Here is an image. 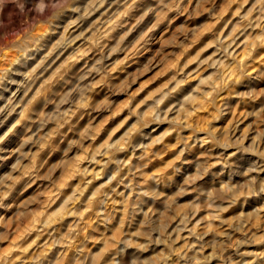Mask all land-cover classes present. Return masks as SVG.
Masks as SVG:
<instances>
[{"label": "rangeland", "instance_id": "1", "mask_svg": "<svg viewBox=\"0 0 264 264\" xmlns=\"http://www.w3.org/2000/svg\"><path fill=\"white\" fill-rule=\"evenodd\" d=\"M0 6V264H264V0Z\"/></svg>", "mask_w": 264, "mask_h": 264}, {"label": "bare ground", "instance_id": "2", "mask_svg": "<svg viewBox=\"0 0 264 264\" xmlns=\"http://www.w3.org/2000/svg\"><path fill=\"white\" fill-rule=\"evenodd\" d=\"M4 6V5H3ZM1 7V6H0ZM4 8H6L5 6H4ZM8 8V7H7ZM8 10V9H7ZM11 10V9H10ZM3 11V10H2ZM1 12V11H0ZM7 12H10L9 10L7 11ZM89 13V12H88ZM87 13V14H88ZM8 14V13H7ZM7 14L5 13V11L4 12H2V14L1 15H3L4 16V18L5 17H7ZM6 15V16H5ZM76 24H77V22H76ZM78 31V30H77ZM80 31V30H79ZM70 32V31H69ZM77 33V32H76ZM52 35V34H51ZM67 35V34H66ZM70 35V34H69ZM74 35H75V33H74ZM48 37H49V35H48ZM48 37H46V38H48ZM51 37V36H50ZM70 37H72V36H70ZM69 37V38H70ZM46 38H45V40H46ZM58 38V37H57ZM65 40V39H64ZM71 41V40H70ZM43 42V41H42ZM44 43V42H43ZM103 43V42H102ZM65 44V43H64ZM87 44V43H86ZM39 45H40V42H39ZM62 45V44H61ZM67 45H68V43H67ZM71 45V44H70ZM78 45V44H77ZM77 45H74V46H77ZM33 46V45H32ZM35 46V45H34ZM81 46V45H80ZM85 46V45H84ZM41 47V46H40ZM48 48H49V46H48ZM64 48V47H63ZM45 49V48H44ZM61 49V48H60ZM74 49V48H73ZM55 50V49H54ZM85 49H84V47L82 46V47H80V48H78L77 47V49H76V51L75 52H73V51H71V56H73L74 58V60H77V61H79V59L81 58V57H83V56H81V52L82 51H84ZM32 51H34V48H33V50ZM43 51V50H42ZM56 51V50H55ZM229 51V50H228ZM22 52V51H21ZM57 52V51H56ZM58 52H59V49H58ZM234 51L232 50V51H230V53H233ZM18 55V54H17ZM33 55V54H32ZM37 55V54H36ZM16 56V55H15ZM38 56V55H37ZM39 56H41V55H39ZM55 56H56V54H55ZM62 56V55H61ZM91 56V55H90ZM15 58V57H14ZM42 58V57H41ZM35 59H36V57H35ZM40 59V58H39ZM11 59H9V61H10ZM29 62V61H28ZM27 62V63H28ZM39 62V61H38ZM41 62V61H40ZM223 62V61H222ZM12 63V62H11ZM11 63H9L8 64V62H7V65H11ZM26 63V64H27ZM25 64V63H24ZM68 65V64H67ZM82 65V64H81ZM225 65V64H224ZM223 65V66H224ZM79 66H80V63H79ZM78 66V67H79ZM28 67V66H27ZM76 67V66H75ZM77 67V68H78ZM19 69V68H18ZM11 70V67H9V66H7L6 68H3V69H1V71H3L1 74H0V78H4L5 76H6V74L9 72ZM74 70V69H73ZM77 70V69H76ZM19 71H20V69H19ZM17 72V71H16ZM72 73H74V72H72ZM10 75H12V74H10ZM13 76V75H12ZM14 79V78H13ZM6 81V80H5ZM4 81V82H5ZM9 84V83H8ZM11 86V85H10ZM7 87V86H6ZM0 94H2V89H1V92H0ZM220 96V95H219ZM12 97V96H11ZM6 98V97H5ZM226 102V101H225ZM222 103H224V102H222ZM227 103V102H226ZM225 103V104H226ZM214 112V111H213ZM0 113H1V111H0ZM196 139V138H195ZM201 142H202V140H201ZM2 148V147H1ZM118 159V158H117ZM116 159V160H117ZM139 161V160H138ZM140 163V162H139ZM78 165V164H77ZM87 170V169H86ZM154 177V176H153ZM144 181V180H143ZM139 183H137V185H138ZM226 184V183H225ZM228 184V183H227ZM130 186V185H129ZM226 187L227 186H229V185H225ZM224 186V187H225ZM230 187V186H229ZM138 188V187H137ZM145 189V188H144ZM147 191H148V189H147ZM106 192V191H105ZM119 192V191H118ZM146 192V191H145ZM122 193V192H121ZM94 194V193H93ZM148 194H149V192H148ZM127 195V194H126ZM150 195V194H149ZM67 196V195H66ZM111 196V195H110ZM131 198V197H130ZM149 198V197H148ZM111 199V198H110ZM109 199V200H110ZM115 199V198H114ZM146 199V198H145ZM112 200H113V197H112ZM122 200V199H121ZM103 201H104V198H103ZM123 201V200H122ZM124 202V201H123ZM146 202H148V201H146ZM145 202V203H146ZM133 203V202H132ZM139 204V203H138ZM120 205V204H119ZM141 205H139V207H140ZM123 207V206H122ZM108 208V207H107ZM115 208V207H114ZM119 208V207H118ZM96 209V208H95ZM120 209V208H119ZM131 209V208H130ZM136 209V208H135ZM100 210V209H99ZM107 213V212H106ZM109 215V214H108ZM108 215H107V218H108ZM121 215V214H120ZM89 218V217H88ZM121 224V223H120ZM114 234V233H113ZM117 234H118V232H117ZM108 240H109V238H107ZM108 240L106 241V242H108ZM117 241V240H116ZM120 241V240H119ZM109 242H111L110 240H109ZM112 245V244H111ZM109 250V249H108ZM115 250V249H114ZM110 251V250H109ZM110 253V252H109ZM107 255H108V253H107ZM109 256V255H108ZM103 258H105V257H103ZM94 260V259H93ZM89 261V260H88ZM263 262V261H262ZM72 263H73V261H72ZM109 264V263H108Z\"/></svg>", "mask_w": 264, "mask_h": 264}, {"label": "clouds", "instance_id": "3", "mask_svg": "<svg viewBox=\"0 0 264 264\" xmlns=\"http://www.w3.org/2000/svg\"><path fill=\"white\" fill-rule=\"evenodd\" d=\"M43 7H44L43 5L40 6V10H41V11L43 10Z\"/></svg>", "mask_w": 264, "mask_h": 264}]
</instances>
